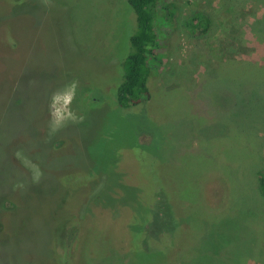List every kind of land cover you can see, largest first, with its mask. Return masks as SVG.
Listing matches in <instances>:
<instances>
[{"label":"rangeland","instance_id":"rangeland-1","mask_svg":"<svg viewBox=\"0 0 264 264\" xmlns=\"http://www.w3.org/2000/svg\"><path fill=\"white\" fill-rule=\"evenodd\" d=\"M12 2L0 0V264H264V0H167L151 96L125 108L126 0ZM197 11L206 30L187 22ZM72 80L77 122L49 136V96Z\"/></svg>","mask_w":264,"mask_h":264},{"label":"trees","instance_id":"trees-1","mask_svg":"<svg viewBox=\"0 0 264 264\" xmlns=\"http://www.w3.org/2000/svg\"><path fill=\"white\" fill-rule=\"evenodd\" d=\"M21 2L22 0H13L12 3ZM126 2L134 13L135 29L129 36L127 51L121 55L118 63L119 78L114 86L116 103L123 108L148 101L151 96L149 79L152 75L154 52L158 46L165 44V35L164 38H159L160 33L156 27L157 17L161 18L162 22L166 10L171 7L167 4V0H126ZM187 22L197 24L198 27L206 30L209 19L205 14L197 11L187 19ZM259 175L264 177V168ZM167 234L164 235L162 242L160 239L163 235H158L157 243H155L166 252L164 248L169 242Z\"/></svg>","mask_w":264,"mask_h":264},{"label":"clouds","instance_id":"clouds-1","mask_svg":"<svg viewBox=\"0 0 264 264\" xmlns=\"http://www.w3.org/2000/svg\"><path fill=\"white\" fill-rule=\"evenodd\" d=\"M77 89L78 82L72 80L62 87L55 89L50 94L48 103L49 136H54L56 133L66 128L70 123L77 122V114L72 108V104L76 99ZM16 155L21 157L22 153L18 151ZM24 161L27 162L26 158H24ZM41 175L42 173L38 168H36L35 174L33 176L34 181L38 182Z\"/></svg>","mask_w":264,"mask_h":264}]
</instances>
